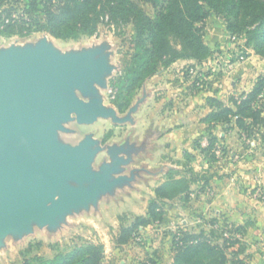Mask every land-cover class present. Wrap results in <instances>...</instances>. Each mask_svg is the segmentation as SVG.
I'll use <instances>...</instances> for the list:
<instances>
[{"label": "rangeland", "instance_id": "374dc122", "mask_svg": "<svg viewBox=\"0 0 264 264\" xmlns=\"http://www.w3.org/2000/svg\"><path fill=\"white\" fill-rule=\"evenodd\" d=\"M25 4L23 0L13 6L14 17L24 14ZM139 7L152 13L148 4L139 3ZM4 8L0 6V11ZM197 26L201 27L204 43L210 49L209 56L200 63L179 60L182 62L171 73H162L164 70L156 73H162L161 83L146 90V110L154 109L155 99L160 95L165 106L157 108L163 109L161 115L170 112L166 106L170 102L178 122L185 121L192 128L190 150L194 154L179 147L171 156L167 154L158 160L161 166L146 162L145 167H151L140 174L130 170L136 164L129 149L136 140L131 142L128 135L139 117L137 101L143 99L144 93L139 91L143 84L123 112L114 102L117 95L114 81L124 74L133 52L135 30L131 23L116 25L105 16L94 34L65 40L37 31L28 35H0V58L6 52L27 60L53 57L73 69L90 72L77 84L58 85L51 91L57 99H75L89 107L88 120L79 121V113L73 110L55 118L56 124L49 130L59 152L70 156L79 151L80 170L51 182L31 184L30 187L46 186V196L38 208L49 211L42 216L25 214L18 223L2 219L0 264H23L33 257L51 259L87 244L101 248V264H170L173 240L184 231L202 232L211 244L220 245L230 260L264 264V84L256 104L263 121L255 123L247 136L241 135L247 149L244 154L228 156L219 144L218 135L202 133L203 125L207 132L211 129L202 122L212 109L210 104L233 106L231 98L248 93H239L233 84H248L251 90L264 77V58L245 46L243 35L229 33L219 16H209ZM211 137L216 141L210 153L201 152L208 147ZM164 148L163 145V153ZM210 154H214L213 159ZM232 162L239 167L236 174L241 182L228 192L222 190L216 206L232 210L235 206L238 222L207 210L204 205L209 194L200 193L204 179L211 175L204 167L214 168L215 173L216 169H229ZM254 166L256 170H251ZM187 169H192L201 180L173 199L156 201L159 217L140 225L127 242L121 243L122 230L134 223L138 215L146 217L155 190L169 175L188 177L187 172L180 173ZM246 170L252 172L244 173ZM247 216L259 217L260 228L255 229L256 221Z\"/></svg>", "mask_w": 264, "mask_h": 264}, {"label": "trees", "instance_id": "16d2710c", "mask_svg": "<svg viewBox=\"0 0 264 264\" xmlns=\"http://www.w3.org/2000/svg\"><path fill=\"white\" fill-rule=\"evenodd\" d=\"M21 1L0 0V6H6L0 11V35H28L37 31L65 40L94 34L105 16L116 25H133L135 39L130 63L124 74L114 81L117 89L114 102L121 112L129 106L134 92L156 73L179 60L200 63L209 56L210 49L204 43L201 27L197 26L209 16L223 19L229 33L243 35L245 46L264 58V0H24V14L14 17L13 6ZM139 3L148 4L152 13H146ZM263 84L264 77L248 93L238 99L231 98L233 106L210 104L212 109L202 122L212 126L234 120L240 136H247L255 123L263 121L256 105ZM215 141V137H211L208 147L201 152L209 154ZM209 158L213 159L214 154ZM185 172L188 177L169 175L155 190L146 217H136L134 223L122 230L121 243L127 242L140 225L159 217L156 201L173 199L187 192L190 184L201 180L192 169L180 171ZM211 177L204 179L205 183ZM173 246L170 264H241L228 259L224 249L207 241L202 232L184 231L173 240ZM101 257L99 246L87 244L58 253L51 259H26L23 264H101Z\"/></svg>", "mask_w": 264, "mask_h": 264}, {"label": "water", "instance_id": "95a60500", "mask_svg": "<svg viewBox=\"0 0 264 264\" xmlns=\"http://www.w3.org/2000/svg\"><path fill=\"white\" fill-rule=\"evenodd\" d=\"M89 75L53 57L27 60L6 52L0 58V222L8 218L18 223L25 214L47 213L38 208L46 186L31 184L80 170L79 151L70 156L59 152L49 130L55 118L73 110L79 121L88 120L89 107L75 99H57L51 91Z\"/></svg>", "mask_w": 264, "mask_h": 264}, {"label": "crops", "instance_id": "0c3cea01", "mask_svg": "<svg viewBox=\"0 0 264 264\" xmlns=\"http://www.w3.org/2000/svg\"><path fill=\"white\" fill-rule=\"evenodd\" d=\"M182 61H177L171 64L169 67H167L162 73H171L174 71L175 66L179 65ZM162 73L157 74L149 78L143 83V86L139 89L140 94H143V99L137 101L138 103V113L139 117L134 124L135 127L131 128V131L129 130V139L131 142H135L133 140H136V144H132L129 149V154L132 155L133 158V164H136L135 166H132L130 169L131 171L135 172L137 171L138 174L141 172H146L148 169L145 167L146 162H151L152 164H157L161 166V163L158 162V160L161 159L162 156L170 155L172 151H177V149L183 148L184 151H188L191 154H194L190 149L191 140L193 138V132L192 128L188 127V124L184 121L181 123L178 122V119L176 117V112H172V104L168 102L166 104L167 109L170 110L169 113L165 114L164 116L161 115V109L157 108H164L165 106H162L161 99L156 97L155 99V107L153 110V114L151 113V108H148L146 110L147 106V89L152 84H160L162 81ZM235 80V78H234ZM238 90L239 93H244L246 91H250L251 85L248 86L240 85V82L238 85L233 84ZM146 99V100H145ZM175 109V107H174ZM158 110V111H157ZM148 114V116H147ZM185 115V114H184ZM184 118V117H183ZM184 120H187L185 118ZM167 124V127L163 129V126ZM214 125V127H213ZM211 126L210 131L207 132V127L205 125L202 126V133L207 134V136H210L211 134L218 135L219 137V144L223 146V149L225 153H227L228 156H238L241 154H244L247 149L243 145V141L241 140V136L239 134V130L235 125L234 120H231L229 123H217L213 124ZM208 126V125H207ZM148 131V132H147ZM207 132V133H206ZM191 139V140H190ZM190 140V143H189ZM148 141V144L146 143ZM164 142V143H163ZM189 143V145H188ZM163 145H164V153H163ZM136 146V147H135ZM189 149V150H188ZM230 164V168L227 169V167L216 169V172L212 171V168H209L208 166L204 167L209 171V174L212 175V177L208 180L207 184L205 183L201 188V194H204L207 192L209 194V198L205 202L206 209H212L214 210L215 215H223L225 219H228L232 222H238V215L236 212H234V209L236 211V207L234 206V209H230L228 207H217V202L219 200V194H221L223 191L226 190L227 192L230 191L229 188L234 186V184H239L241 180L238 178V175L236 173H239V167H237V163ZM171 167V165H169ZM255 169L256 167H251V170ZM228 170V171H226ZM236 170V171H235ZM246 170L243 171L244 173H249L252 171ZM130 182V181H129ZM232 182V183H231ZM161 184V183H160ZM159 184V185H160ZM158 185V186H159ZM156 188V187H155ZM206 191V192H205ZM225 191V192H226ZM233 196V192H230ZM205 194V195H207ZM230 195V196H231ZM216 208V209H214ZM238 210V209H237ZM139 216V215H138ZM140 217V216H139ZM251 219L255 224L253 227L255 229L260 228V221L259 217H248L247 219ZM246 219V217H245Z\"/></svg>", "mask_w": 264, "mask_h": 264}]
</instances>
